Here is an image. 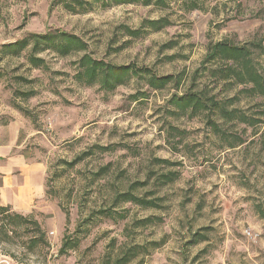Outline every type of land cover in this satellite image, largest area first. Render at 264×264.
Returning a JSON list of instances; mask_svg holds the SVG:
<instances>
[{
	"label": "rangeland",
	"instance_id": "374dc122",
	"mask_svg": "<svg viewBox=\"0 0 264 264\" xmlns=\"http://www.w3.org/2000/svg\"><path fill=\"white\" fill-rule=\"evenodd\" d=\"M58 1L0 0V187L6 185L0 196L11 212L38 222L49 245L30 251L28 237L19 230L9 233L8 240L0 234V260L104 264L123 245L159 242L142 264H264V218L259 212L264 211V116H255L263 121L256 128L228 126L242 141L228 148L204 117L167 112L171 95L188 88L210 42L229 39L243 45L264 36V0H206L205 11L191 12L184 10L182 0H172L166 10L123 5L74 14ZM165 16L169 27L139 39L120 30ZM57 31L79 37L87 46L84 53L95 59L148 67L157 75L184 73L185 78L178 91L171 86L149 90L134 79L105 94L98 86L75 81L82 53L60 57L43 51L37 57L45 68L37 69L26 52L18 57L2 52L4 45L30 34ZM167 42L176 45L161 50ZM257 61L264 75V57ZM200 83L214 86L209 78ZM136 92L145 96L132 102L129 96ZM239 108L248 114L259 111L247 101ZM169 126L180 136H171ZM96 145L113 151L96 152L72 170L60 166ZM155 159L173 166L159 167ZM106 165L108 174L96 176ZM150 170L173 171L178 177L159 191L161 209L110 206L114 190L144 181ZM108 208L114 218L96 214ZM147 217L154 223L133 226ZM200 235L206 240L194 244ZM65 238L76 239L78 246L61 255Z\"/></svg>",
	"mask_w": 264,
	"mask_h": 264
},
{
	"label": "trees",
	"instance_id": "16d2710c",
	"mask_svg": "<svg viewBox=\"0 0 264 264\" xmlns=\"http://www.w3.org/2000/svg\"><path fill=\"white\" fill-rule=\"evenodd\" d=\"M172 0H60L59 5L69 13H86L94 7L107 8L110 6L140 5L143 7H154L158 10L169 8ZM206 0H182V6L185 11H205L204 2ZM217 2L235 1V0H213ZM171 25L170 19L160 17L155 20H144L137 29H131L122 26L120 30L123 36L131 40L144 37L148 33H158ZM175 42H167L161 45V50H171L175 47ZM50 50L60 57H67L82 53V56L76 61L77 72L74 79L78 84L86 87L98 86L99 90L105 94L114 93L119 87L127 86L132 80L144 84L149 90L161 91L171 86L178 91L185 75L178 73L176 75H157L148 67H137L134 64L114 65L102 60H98L85 54L87 50L86 43L79 37L65 33H39L30 34L22 40L4 45L3 54L12 57H18L26 52V59L33 68H45L44 61L37 55L43 51ZM84 53V54H83ZM264 57V36L254 39L243 45L234 44L229 39H223L217 42H210L207 45L206 53L199 67L189 78L190 84L182 93L172 94L168 104L171 110L168 114L172 116H188V118L204 117L205 123L211 129L212 133L221 137L227 142L228 148H234L241 144V139L229 132L228 126L233 124H242L246 127L256 128L262 119L255 116H264V75L259 69L257 59ZM171 59L173 57H170ZM209 78L214 86H201V80ZM219 89L218 93L214 91ZM27 99L31 94L21 93ZM136 92L129 96L132 102H138L145 95ZM242 101L253 103L259 111L248 114L239 108ZM23 110L21 107H18ZM171 136H180V132L173 126H169ZM181 138L178 140L181 142ZM113 151L112 146H92L87 151L81 152L75 156L72 161H63L60 166H66V170L74 169L86 158L91 157L96 152L101 154ZM155 164L159 167L167 168L173 166V163L166 159H155ZM108 165L100 168L96 176H106L108 174ZM178 179L173 171L156 172L148 171L144 181H135L128 185L126 190H114L111 196V207L114 208L121 204H133L145 210L162 208L163 198L158 197L159 191L173 184ZM150 185L149 191L139 195V192ZM48 195V191L46 192ZM112 208L99 210L97 215H104L114 218ZM264 218V211L259 209ZM123 218V216H120ZM0 219L3 221L0 225V234L5 240L9 239V233L15 230L23 236L28 237L27 249L33 251L36 248H45L48 245L46 235L40 224L33 218L13 213L7 206L0 205ZM153 217H147L137 220L133 223L136 228H145L154 223ZM83 226V225H82ZM81 226V227H82ZM205 236L200 235L194 244L204 241ZM78 246L76 239L65 238L62 242L59 254H66ZM160 246L159 242H149L146 245L130 244L119 247L118 251L112 255L109 254L104 259V264H142L144 257ZM13 261L23 264L21 261L11 257Z\"/></svg>",
	"mask_w": 264,
	"mask_h": 264
},
{
	"label": "crops",
	"instance_id": "0c3cea01",
	"mask_svg": "<svg viewBox=\"0 0 264 264\" xmlns=\"http://www.w3.org/2000/svg\"><path fill=\"white\" fill-rule=\"evenodd\" d=\"M5 189H6V185L3 184V185L0 187V194H1V195H2V191L5 190ZM0 198H1V196H0ZM0 202H1V204H2L1 206H7V205H5V204H9V202L6 203V202L4 201V199H2V198L0 199ZM17 204H18V203H17ZM17 204H15V205H17ZM13 206H14V205H13ZM14 207H15V206H14ZM9 264H18V263L15 262V261L10 260V261H9Z\"/></svg>",
	"mask_w": 264,
	"mask_h": 264
},
{
	"label": "built area",
	"instance_id": "2783aa9c",
	"mask_svg": "<svg viewBox=\"0 0 264 264\" xmlns=\"http://www.w3.org/2000/svg\"><path fill=\"white\" fill-rule=\"evenodd\" d=\"M0 264H9V260L7 258L1 259Z\"/></svg>",
	"mask_w": 264,
	"mask_h": 264
}]
</instances>
